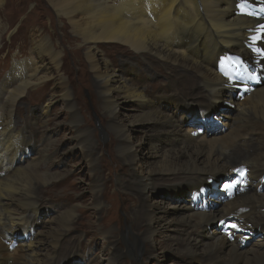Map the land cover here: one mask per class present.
Segmentation results:
<instances>
[{
    "label": "bare ground",
    "instance_id": "6f19581e",
    "mask_svg": "<svg viewBox=\"0 0 264 264\" xmlns=\"http://www.w3.org/2000/svg\"><path fill=\"white\" fill-rule=\"evenodd\" d=\"M237 2L48 0L49 6L58 16H66L69 22L67 27L76 36L68 34L67 27L62 26L60 46L53 42L51 35L46 36L44 29L40 31V26L33 28L34 38L29 51L24 57H12L0 76V235H3L0 240V264H57L61 238L78 225L89 228L92 225L88 222L86 209L81 206L75 210L73 205H69L68 209L49 220L51 225L46 230L31 232V227L37 221L39 193L49 191L50 180L51 184L63 183L65 180L60 175L39 168L51 149L48 140L33 160L25 164L18 161L24 152L23 148L31 143V133L37 130L36 123L30 119L24 120L20 100L25 95L32 100L30 97L43 92L44 86L52 82L57 88V96L66 107L71 101L67 87L69 80L66 77L69 70L66 73L65 64L61 61L65 57L64 48L72 45V42L81 44L69 50L78 58V80L90 89L99 109L105 111L103 116H99L101 132H112L114 135V138L109 135L107 149L110 154L115 151L119 161L112 156V162L117 161L120 169L125 170V173L128 171L126 176L114 172L122 203L114 201V204L124 205L126 221L119 236L112 232L109 237L112 251L101 253V259L110 260V264H120L124 257L136 259L140 254L152 252V241L147 240V237L155 234L164 212L170 208L150 199L156 179L164 176L174 181L176 179L177 182L171 187L174 191L199 192L200 188L205 187L203 184L208 178L222 174L226 176L224 181L235 180V183L230 184L232 188L241 182L235 168L244 165L249 168L246 185L243 190L237 185L233 197L222 203L220 208L195 211L196 202L191 197V201L189 197H179L176 208L184 211L172 218L169 228L175 234L167 236L177 246V254L187 263L264 264V79H258L251 86L245 84L248 90L239 99L232 95L237 83L223 78L216 68L218 56L232 53L247 57L254 69L264 73V57L252 52V45L255 44L264 48V16H244L236 6ZM261 29L262 39L258 42L252 35L254 30ZM131 59L136 62L141 74L163 76L167 81V91L152 93L151 90L156 87L151 89L152 86L144 84L141 74L137 81L128 77L122 79L114 65H126ZM89 73L92 79L88 77ZM32 86L36 88L30 89ZM119 99L140 102L139 106L143 109L136 111L137 119L116 121L115 116L113 121L104 122V117ZM195 100L199 105L208 102L210 106L226 100L236 110L232 118L234 124L224 120L226 123L222 124L229 129L216 138H209L206 134L197 135L199 125L196 128L183 127L184 121L177 123V112L183 104ZM207 108H199V111ZM75 115L73 111L71 118L75 119ZM222 116L219 114L217 119ZM23 121L25 124L21 125ZM147 124L154 134L148 135L149 149L145 156L158 155L159 162L150 171L140 172L130 178L129 165L144 156V153L139 144L133 141L125 145L124 136L127 134L130 139L135 125ZM73 127L76 129L70 148H78L87 165L93 167L95 156L98 152L102 153V147H98L97 152L98 145H92L91 136L85 127L75 124ZM160 136L170 141L164 147L160 144ZM97 182L96 179L93 184L97 186ZM66 194L63 193L61 198L66 197ZM99 195L91 202L96 212L99 210L98 198L103 199L104 191H100ZM199 198L204 200L203 196ZM225 217L231 218L238 226L233 241L223 233L226 228L219 223ZM98 221L96 226L104 236L107 232V215L101 213ZM84 230L88 232L86 227ZM257 232L262 234V239L251 242L247 247L241 245L246 233ZM201 233L208 239L204 240ZM17 237L27 240L18 243L19 247L16 248L12 246V240L15 241ZM73 239L78 240L76 236ZM122 240L126 247L118 249L117 244ZM144 244L148 245L143 251ZM78 248V245L70 246L69 252L76 253ZM43 251L47 255H43Z\"/></svg>",
    "mask_w": 264,
    "mask_h": 264
},
{
    "label": "rangeland",
    "instance_id": "374dc122",
    "mask_svg": "<svg viewBox=\"0 0 264 264\" xmlns=\"http://www.w3.org/2000/svg\"><path fill=\"white\" fill-rule=\"evenodd\" d=\"M39 26L40 31H43L44 29V33L47 37L51 35L53 42L62 46L60 42L62 41V38H60V28L62 26H69V22L65 15L58 16L55 13L53 8L49 6L48 0H0V76L2 75L3 71L7 69V66L12 61V57H24L26 55V51H29V47L31 46L32 40L34 38L31 30L33 28H38ZM66 32L76 36V34L71 32L69 27H67ZM21 43L22 45L20 46ZM78 44L81 45L79 42H72V45H69V47L66 46L64 48L65 57L61 61L63 64H65L67 69L66 73L69 70V75H66V77L67 80H69L67 87L71 96V101L69 103L70 105L67 104L68 106L66 107V104L61 99H59V96H57V88H54L52 82H49L44 86V89H42L43 92L30 97L32 100L26 95L20 100V105L22 108L21 112L23 114L22 116L24 120L26 119L25 121H27L30 119L36 123L35 125L37 130H34V132L31 133V143L23 148L24 152L22 155H20L21 157L18 159V161L20 160L19 163L25 164L26 162L33 160L32 158L37 156L39 149L42 147L44 142L46 143L48 140V143H51L49 146L51 149L49 148V154L47 157H45L43 164L40 165L39 168L41 171L48 170L52 173L60 175V178L64 177L65 180L63 183L53 182L52 184L50 183L52 180H50L48 182L49 191L43 194L39 193V197L37 198V200L39 199L37 207L39 211L38 215L36 214L37 221H35L36 225L31 227V232H34V230H46V227L51 225L48 223L49 220L52 217H56L60 212L68 209L69 205H73L75 210L83 207L86 209L85 212L89 216L88 222L92 224L90 228L88 226L78 225L75 229H72L70 232H68L66 234L67 236L65 235L63 238H61L59 242L61 249L60 252H58L57 264H110V260L101 259V255L112 251V245L109 242V237H111L113 233L119 236L122 225H124V222L126 221V217H124L123 214V211L125 210L123 207L124 205H120L122 204L120 202L121 196L118 193V185L115 183V173H120L121 176H126L128 171L126 169L127 172L125 173V170L120 169V167L116 164L117 161L112 162V156L118 161L119 158L115 151H113V154H110L107 149L110 139L109 135L111 134L114 138L112 132H107V129L104 127L103 128L107 134H102L101 132L102 127L99 116H103L105 111L103 109H99L98 104L91 95L90 89L84 83L78 80L80 75V71L77 67L78 58L69 51L72 48L78 46ZM104 45L106 47H112V45ZM81 59L84 61L82 57ZM128 64H121L120 66L115 64L114 68L116 70L118 69L117 73L121 78L123 77L124 79H127L128 77L133 81H137L139 79L138 76L142 72L138 70V65L136 62L132 61V59L130 62H128ZM261 71H259V69L257 71L260 76L259 78L264 79V73H261ZM88 77L92 79L90 73L88 74ZM141 79L142 81L144 80V84L150 85L149 87L152 86L151 89L156 87L153 90L149 88L152 93H164L167 91V81H165L166 79L161 75L152 74L150 77V75L146 76L145 74H141ZM33 88L35 89L36 86H32L30 89ZM46 103L49 104L45 107ZM139 104L140 102L136 100L131 101L130 99L129 101L128 99H119L111 112L107 113V116L104 117V122H110L115 116L116 118L114 119H116V121L122 119L125 121H135L137 119L136 111L143 109L139 106ZM197 104L198 102H196V100L183 104L176 115L177 123L181 124V122L184 121V124L182 123L183 127L193 126V128H196L199 125L198 130L202 128L201 126H203V132H197V135L201 136L206 134V136L209 138L220 137L228 131L227 129H229V127L222 123L229 121L232 125L234 124L232 118H234L236 110L230 107V103L226 100L218 101L216 104L213 103L214 106H210L208 102L206 104H204V102L203 104H198L199 106ZM204 107L209 108L204 111L201 110L200 112L199 108L203 109ZM192 109H195L196 111L190 112L189 110ZM73 111L77 115H75V119L71 118V113ZM219 114L224 115L222 116L223 118L220 117L221 121H219L220 119H217ZM204 117H213V120H217L218 123L216 125L210 123L203 124L198 119ZM20 124L23 125L25 122H20ZM73 124L85 127L86 131L91 136L92 145H98L97 152L98 147H102V153L99 154L98 152L95 156L96 160L93 167L92 165L91 167L90 165H87L78 148H70L74 143L73 135L75 134L76 129V127H73ZM148 126V124L143 126L135 125V129L130 133V139L127 138V134L124 136L125 145H127L129 141H133L139 144L140 149H142V153H144V156H140L137 158L136 162H132V164L129 165L128 169L130 178H134L136 174L140 172H145L146 170L150 171L156 167L157 163L159 162L158 155L151 157L145 156V153L148 152L149 149L147 147L148 137L154 134L152 129ZM49 134L50 136L48 137ZM160 140L161 143L156 140L155 142L160 143L162 147L166 146V144L170 142L169 139L164 138V136H160ZM145 165H147V167ZM218 177L225 178L226 176L217 174L208 178L203 185H206L207 183L209 184V179H213V182L219 183L220 181H218ZM96 179L98 180L96 183L97 186L93 184L94 180ZM156 180L153 182L155 187L150 194V199L151 201H156L157 203L159 202V204L167 207L169 206L170 208L164 212L163 220L160 222L161 226H157L155 234L153 236L147 237V240L152 241H150L151 245L149 244L151 246L152 252H149L147 255L140 254L136 257V259H133L132 257H124V261L120 264H202L201 261L187 263L181 259V255L177 254L179 250L174 244V241L172 242L171 238L167 236L170 234H175L169 228L171 227L170 221L172 218L174 216L181 215V213L184 211L183 209L176 208V204L179 202V197H189V200L191 201L190 197L192 198V193L194 190L192 192L185 190L174 191V188L171 187L172 185H175L177 180L175 179L174 181L173 179H169L165 176ZM210 184L212 185L211 182ZM69 186L71 188L70 190ZM180 186L182 185H179V187ZM100 191H104L105 196L103 199L98 198L99 205L97 208L99 210L96 212V207L93 208L91 202L94 197H96V195L97 197H100ZM69 192L72 198L71 201H69ZM212 192V189H210L209 193L206 195V200L204 198V201L207 204V208L205 209L199 207L202 202H196L193 200L196 202L194 209L195 211L210 210L218 207L220 208L225 202L228 201V199H230L227 197L221 198L220 195L217 196V198H213L209 196V194ZM63 193H67L66 197L61 198L64 196ZM101 201L103 204H101ZM114 201H119L120 204L116 205L114 204ZM102 208H104L103 211ZM100 212L102 215H107L108 219L106 226L107 232L104 234V236L100 233V231H98V226H96V223L99 222L98 218H100ZM226 220L230 221L231 219ZM220 224H222V221H220ZM85 227L87 228L88 232L84 230ZM75 236L78 238V240L73 239ZM201 236L205 237L204 233H201ZM1 237H3V235H0V240ZM207 239L208 238L206 237L204 238V240ZM257 239H262L261 233H248V239H245L247 241L243 242V239L241 245L247 247L251 242H254ZM26 240L27 238L17 237L15 241L12 240V243H15L14 245L17 248L19 247L18 243ZM77 245L80 247L78 248L79 251H75L76 253H70L69 247ZM147 245L148 244L143 245V251ZM117 247L118 249H123L126 247V243L122 240L117 244ZM44 252L45 251L42 252L43 255H47V253Z\"/></svg>",
    "mask_w": 264,
    "mask_h": 264
},
{
    "label": "snow or ice",
    "instance_id": "6c2138e0",
    "mask_svg": "<svg viewBox=\"0 0 264 264\" xmlns=\"http://www.w3.org/2000/svg\"><path fill=\"white\" fill-rule=\"evenodd\" d=\"M262 28H264V26H262ZM255 39V38H254ZM237 171H240V170H237ZM241 174H243V173H241ZM227 187V186H226ZM223 223V222H222ZM230 227H233V228H235V227H237L236 225H230Z\"/></svg>",
    "mask_w": 264,
    "mask_h": 264
}]
</instances>
